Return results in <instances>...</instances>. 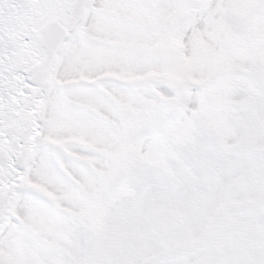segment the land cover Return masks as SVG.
I'll use <instances>...</instances> for the list:
<instances>
[{"label":"snow or ice","instance_id":"snow-or-ice-1","mask_svg":"<svg viewBox=\"0 0 264 264\" xmlns=\"http://www.w3.org/2000/svg\"><path fill=\"white\" fill-rule=\"evenodd\" d=\"M0 264H264V0H0Z\"/></svg>","mask_w":264,"mask_h":264}]
</instances>
